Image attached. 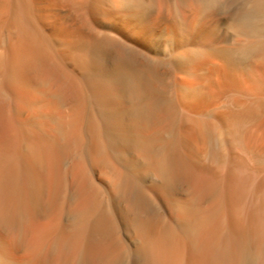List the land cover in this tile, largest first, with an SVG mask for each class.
I'll list each match as a JSON object with an SVG mask.
<instances>
[{"label": "bare ground", "instance_id": "6f19581e", "mask_svg": "<svg viewBox=\"0 0 264 264\" xmlns=\"http://www.w3.org/2000/svg\"><path fill=\"white\" fill-rule=\"evenodd\" d=\"M0 264H264V0H0Z\"/></svg>", "mask_w": 264, "mask_h": 264}]
</instances>
